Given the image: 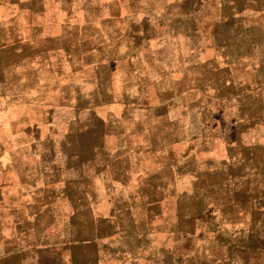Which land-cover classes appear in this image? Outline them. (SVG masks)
<instances>
[{
	"label": "rangeland",
	"instance_id": "obj_1",
	"mask_svg": "<svg viewBox=\"0 0 264 264\" xmlns=\"http://www.w3.org/2000/svg\"><path fill=\"white\" fill-rule=\"evenodd\" d=\"M8 257L264 264V0H0Z\"/></svg>",
	"mask_w": 264,
	"mask_h": 264
},
{
	"label": "crops",
	"instance_id": "obj_2",
	"mask_svg": "<svg viewBox=\"0 0 264 264\" xmlns=\"http://www.w3.org/2000/svg\"><path fill=\"white\" fill-rule=\"evenodd\" d=\"M34 201H36V199H34L33 202H34ZM9 262H10V258L8 257V258L5 259L4 264H9Z\"/></svg>",
	"mask_w": 264,
	"mask_h": 264
}]
</instances>
